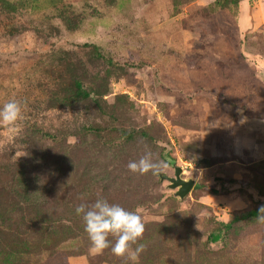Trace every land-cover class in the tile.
I'll use <instances>...</instances> for the list:
<instances>
[{"label":"rangeland","instance_id":"374dc122","mask_svg":"<svg viewBox=\"0 0 264 264\" xmlns=\"http://www.w3.org/2000/svg\"><path fill=\"white\" fill-rule=\"evenodd\" d=\"M10 99L0 264H264V0H0ZM146 149L159 177L127 167ZM98 195L141 216L136 261L91 250L75 208Z\"/></svg>","mask_w":264,"mask_h":264},{"label":"clouds","instance_id":"9594fccd","mask_svg":"<svg viewBox=\"0 0 264 264\" xmlns=\"http://www.w3.org/2000/svg\"><path fill=\"white\" fill-rule=\"evenodd\" d=\"M22 119V104L16 99H10L0 106V126L7 128L10 134L19 130L18 122ZM127 167L135 174L151 173L152 176L159 177L168 165L156 159L154 154L146 149L138 160L129 162ZM75 212L82 215L84 230L88 234L94 253L111 247L112 253L118 257L127 254L132 261L138 259L143 245L134 250L130 248L144 232V223L137 212L129 211L119 204L109 203L100 195L91 204L81 203L75 208ZM257 214V219L264 222V206L258 209ZM109 235L116 238L114 244L108 239Z\"/></svg>","mask_w":264,"mask_h":264},{"label":"water","instance_id":"95a60500","mask_svg":"<svg viewBox=\"0 0 264 264\" xmlns=\"http://www.w3.org/2000/svg\"><path fill=\"white\" fill-rule=\"evenodd\" d=\"M183 173L182 168L174 166V176H161L160 179L168 183V188L172 191H175L173 196L182 200L194 186V179L188 178L183 179L181 177Z\"/></svg>","mask_w":264,"mask_h":264},{"label":"trees","instance_id":"16d2710c","mask_svg":"<svg viewBox=\"0 0 264 264\" xmlns=\"http://www.w3.org/2000/svg\"><path fill=\"white\" fill-rule=\"evenodd\" d=\"M76 86H77L78 95L82 96V97L83 96L86 97V94L84 92H81V86L78 83L76 84ZM165 158H166L165 160H168L169 164H172V161L168 157H165ZM210 191L215 193V194H217V189L216 188H210Z\"/></svg>","mask_w":264,"mask_h":264}]
</instances>
